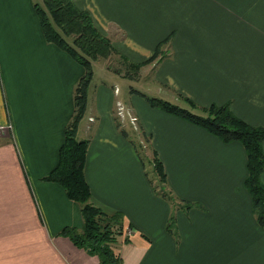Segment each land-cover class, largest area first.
Returning a JSON list of instances; mask_svg holds the SVG:
<instances>
[{"label":"crops","instance_id":"crops-1","mask_svg":"<svg viewBox=\"0 0 264 264\" xmlns=\"http://www.w3.org/2000/svg\"><path fill=\"white\" fill-rule=\"evenodd\" d=\"M40 2L0 0V124L12 126L0 135V264H103L63 233L83 227L81 205L44 179L58 163L84 69L46 42L35 10ZM73 3L129 60L149 59L167 39L156 78L169 101L187 107L183 95L202 106L229 104L236 116L264 127V0ZM116 89L109 82L90 89L78 136L90 139L85 173L92 201L124 215L114 245L121 264H264V227L244 187V146L131 101L171 190L193 203L174 209L155 196L120 133Z\"/></svg>","mask_w":264,"mask_h":264},{"label":"trees","instance_id":"trees-1","mask_svg":"<svg viewBox=\"0 0 264 264\" xmlns=\"http://www.w3.org/2000/svg\"><path fill=\"white\" fill-rule=\"evenodd\" d=\"M35 10L46 42L56 45L68 53L84 69L74 91V114L65 128V138L59 150L56 167L44 178L60 184L67 196L81 205L84 220L80 230L66 228L67 234L76 245L85 248L90 253L98 255L103 264H121L115 249L116 239L124 233V215L122 212H109L95 205L92 201L91 187L86 178V158L90 144L89 137L78 138V130L87 111L88 97L94 79V63L99 59H110L122 55L117 51L108 36L102 34L94 25L90 14L75 6L73 0H41L35 4ZM167 39L162 40L155 48L153 55L143 62L135 64V71L141 67L162 59L163 47ZM126 58V57H125ZM129 60V59H128ZM118 74L117 71H114ZM126 76V75H124ZM132 92L138 93L133 90ZM140 94V93H139ZM189 105L183 107L159 97H145L152 107L161 109L169 114L180 117L198 126L208 133L218 137L223 143L240 142L247 154L248 175L244 187L250 194L254 213L258 223L264 227V152L261 144L264 140V127L253 126L236 116L229 105L211 104L202 106L192 99L181 95ZM116 116V115H115ZM116 124L120 133L130 141L128 133L121 128V120L116 116ZM146 148L151 157L142 149L140 144L131 143L136 150L146 172V159L163 184H169L168 174L158 151L152 146L150 136L141 129ZM142 151V152H141ZM163 197L173 203L176 194L173 191L162 190ZM179 200V199H177ZM183 202V200H180ZM188 204V201H184ZM175 216H171L167 227L174 226Z\"/></svg>","mask_w":264,"mask_h":264},{"label":"rangeland","instance_id":"rangeland-1","mask_svg":"<svg viewBox=\"0 0 264 264\" xmlns=\"http://www.w3.org/2000/svg\"><path fill=\"white\" fill-rule=\"evenodd\" d=\"M41 1V0H39ZM112 41V40H111ZM142 62V61H140ZM137 61L128 60L125 58V56H114L110 59H99L94 63V79L92 82V86L90 89L93 88L94 85H97L99 88L102 84L109 82V89H111L114 92V86L116 89V95L117 99L120 101L118 102L116 109H115V115L118 116V118L121 120V128L125 129L128 133V136L130 138L131 143L140 144L138 149H142L143 156L146 153L148 156L150 155V150L146 148V141L145 139L142 142V139L137 137V135H141V126L139 125V120L132 109H131V101H146L145 97H159L166 100H169L167 97V91L163 88L162 84L158 79L156 78V71L158 66L161 64V60H157L151 64H147L140 68L139 71H135V64L140 63ZM114 71H117L118 74H116ZM126 75V76H124ZM133 90L137 91L138 93L132 92ZM166 91V93H165ZM140 93V94H139ZM89 98V97H88ZM184 101V100H183ZM147 102V101H146ZM185 102V101H184ZM182 102L183 105H186L189 107V105L185 102ZM177 104V103H175ZM229 105V104H224ZM124 111V117L121 118V115H118V111ZM136 119V120H134ZM79 139H82V137L78 136ZM144 138V137H143ZM143 166V165H142ZM144 168V167H143ZM146 172H145V178L148 181V184L150 185L153 193L156 197L161 198L166 201V198L163 197V194L165 193L162 191L163 189L168 191H172L170 184H163L161 180L158 179L156 174L153 173L151 165L147 162L146 159V166H145ZM145 171V170H144ZM177 199H180L176 196L174 198V202L170 203L172 205V208L174 209H180L179 206L176 205L177 202H181ZM182 200V199H180ZM193 203L188 201L187 203H183L184 207L182 209L187 210ZM174 214V213H172ZM116 244V243H115Z\"/></svg>","mask_w":264,"mask_h":264},{"label":"built area","instance_id":"built-area-1","mask_svg":"<svg viewBox=\"0 0 264 264\" xmlns=\"http://www.w3.org/2000/svg\"><path fill=\"white\" fill-rule=\"evenodd\" d=\"M118 106H120V104ZM118 115L124 117V111H121L120 109V111H118ZM11 131H12V126L10 123L0 124V135L9 134Z\"/></svg>","mask_w":264,"mask_h":264}]
</instances>
